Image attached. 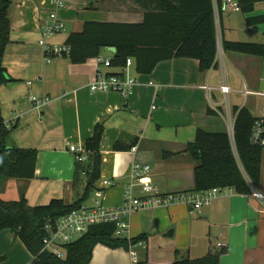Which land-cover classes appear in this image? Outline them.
Returning <instances> with one entry per match:
<instances>
[{
	"label": "crops",
	"instance_id": "crops-1",
	"mask_svg": "<svg viewBox=\"0 0 264 264\" xmlns=\"http://www.w3.org/2000/svg\"><path fill=\"white\" fill-rule=\"evenodd\" d=\"M64 1L59 15L65 30L49 38L51 45H64L87 21L139 23L145 14L137 0ZM226 1L214 0L222 39L264 43V1L255 3L250 11L242 7L236 11ZM54 10L53 0H12L8 11L10 40L3 66L13 80L0 85L2 115L6 125L14 127L11 144L36 149L38 156L35 176L6 178L1 185L2 198L25 196L31 206L47 205L55 198L63 199L66 205L92 206L100 199L105 206L116 207L124 201L134 161L150 165L153 184L160 193L195 191L197 161L188 148L197 130L228 134L231 124L223 112L221 94L215 91L210 95L199 88L206 83L218 85L220 70L201 71L197 59L179 57L161 61L153 72L143 74L134 63L127 69L137 82L130 93L92 92L89 85L99 68L95 57L82 63L64 55L47 57L40 44L42 25ZM251 32V38L238 36ZM225 53L228 79L235 89L246 84L242 86L239 74L233 71L243 68L250 73L248 62L262 69L264 56ZM101 55L112 59L114 52L103 48ZM105 70L121 73L117 66ZM260 81L264 83V78ZM32 96L48 100L36 103ZM99 126L103 128L101 169L89 186L85 172L92 162L88 155L85 161H77L70 146L86 148V141ZM117 141L131 148L116 150ZM104 180L112 184L106 186ZM218 189L211 204L200 211L177 203L134 212L122 236L130 241L129 248L99 243L89 264H173L179 259L203 257L221 248L220 242L228 249L220 264H264V204L252 194ZM136 194L141 195L139 188ZM139 236L144 238L131 243ZM32 261L33 255L12 230L0 231V264Z\"/></svg>",
	"mask_w": 264,
	"mask_h": 264
},
{
	"label": "trees",
	"instance_id": "trees-1",
	"mask_svg": "<svg viewBox=\"0 0 264 264\" xmlns=\"http://www.w3.org/2000/svg\"><path fill=\"white\" fill-rule=\"evenodd\" d=\"M264 0H238L245 11L253 9L255 3ZM12 0H0V85L13 80L3 66L5 47L10 40L8 15ZM145 9L142 22H98L87 21L80 32L71 33L66 43L69 53L63 55L71 61L82 63L101 55V50L115 47L112 66L121 67L127 58H133L139 73L150 74L164 60L185 57L195 58L200 70L216 67L217 27L214 0H137ZM225 52L264 56V43L228 41L223 39ZM234 132L238 159L233 152L229 135L211 133L198 129L195 140L188 151L197 161L195 169V191L212 188H232L236 192L251 194L249 181L258 186L261 181L263 150L250 141L254 115L246 107L235 106ZM12 129H8L0 105V179H31L35 176L38 152L22 149L11 144ZM103 128L97 127L86 141V151L92 164L85 173L91 186L101 169L100 143ZM137 144V142H136ZM116 150H127L120 141ZM81 204L66 205L63 199H52L47 205L31 206L25 196L7 200L0 195V231L12 230L33 255L31 264H89L97 244L110 248H126L130 241L115 236V224L91 226L75 242L65 248V257L58 258L42 251L45 219L58 218L81 207ZM144 236L131 239L135 244ZM227 247L210 251L200 258H184L173 264H220Z\"/></svg>",
	"mask_w": 264,
	"mask_h": 264
},
{
	"label": "built area",
	"instance_id": "built-area-1",
	"mask_svg": "<svg viewBox=\"0 0 264 264\" xmlns=\"http://www.w3.org/2000/svg\"><path fill=\"white\" fill-rule=\"evenodd\" d=\"M55 10L51 12L48 18L42 25V38L40 44L43 45L47 57L55 55H63L69 53L70 46L51 45L48 40L51 36L63 32L65 23L59 15V10L65 7L64 0H53ZM227 6H230L236 11L241 10V6L237 0H227ZM216 15V33H217V55L216 67L221 72V78L218 85L202 84L199 88L206 91L210 95L215 91L221 94V103L223 112L230 119L228 135L232 143L233 152L238 159V151L235 145L234 122L235 115L233 112L234 106L231 104L232 95H240L244 100L240 108L245 107V102L249 97L261 96L264 98V90L257 91L248 88L244 85L240 89H235L230 84L228 79V66L226 53L223 48L222 33L217 25L218 9L215 6ZM99 65L94 80L90 83L89 88L92 92L98 91H116L121 94H128L136 85V80L127 73L130 65L134 64L133 58H127L126 64L119 67L121 73H109L105 69H110L112 66L111 59L105 58L102 55L96 57ZM151 85L158 86L157 83L150 82ZM36 103L45 104L48 99L39 100L32 96ZM253 114V113H252ZM255 121L252 126L250 141L254 146L260 147L264 152V114L254 115ZM8 129L12 127L7 124ZM70 151L75 154V158L79 162L87 159V151L85 146L71 145ZM136 151V147L132 148ZM131 181L125 189L124 201L116 207L105 206L100 199H96L92 206L82 205L78 209L58 218L48 217L45 219L43 249L57 256L58 258L65 257V248L67 245L75 242L83 236L88 229L93 225L114 223L115 236L122 237L129 228L128 219L136 211L146 207H169L177 203L189 204L192 211H200L204 206L211 204L214 196L219 192L218 188H212L205 191L192 192H169L160 193L157 191L151 177V167L149 164H142L139 161H134L130 169ZM104 184L109 186L111 180H104ZM252 188V196L257 198L264 204V192L260 191L256 185L249 181ZM137 188L140 189L141 195L136 194ZM218 246H225L223 243H218Z\"/></svg>",
	"mask_w": 264,
	"mask_h": 264
},
{
	"label": "rangeland",
	"instance_id": "rangeland-1",
	"mask_svg": "<svg viewBox=\"0 0 264 264\" xmlns=\"http://www.w3.org/2000/svg\"><path fill=\"white\" fill-rule=\"evenodd\" d=\"M238 36H243L242 38H251L252 36V32L247 35L245 34H239ZM245 40H249V39H245ZM261 64H262V69L259 68L258 65H253L251 62L247 63V72L250 73H246L245 70L242 68V71H239V69L237 71H233V74H239V76L237 77L241 83V85L243 86V84H246L248 86V88L250 89H262L264 88V83H262L260 81V78H264V59L261 60ZM241 70V69H240ZM249 78L251 79V81L254 82V84H251L249 81ZM264 82V81H263ZM258 85H260L258 87ZM243 98L240 95H232L231 96V104L232 105H241L243 103ZM246 107L249 108V110L251 111V113H254L255 115H262L264 114V98L261 96H257V97H249L246 100ZM264 173V152H263V162H262V174ZM6 180V178H2L1 179V183H0V191L2 190V183ZM260 191L264 192V174H263V180L261 185L256 186Z\"/></svg>",
	"mask_w": 264,
	"mask_h": 264
},
{
	"label": "water",
	"instance_id": "water-1",
	"mask_svg": "<svg viewBox=\"0 0 264 264\" xmlns=\"http://www.w3.org/2000/svg\"><path fill=\"white\" fill-rule=\"evenodd\" d=\"M108 51H111V52H116V48L115 47H107L106 48Z\"/></svg>",
	"mask_w": 264,
	"mask_h": 264
}]
</instances>
